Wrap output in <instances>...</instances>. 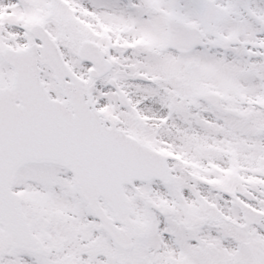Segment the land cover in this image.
I'll return each instance as SVG.
<instances>
[{
  "label": "snow or ice",
  "instance_id": "snow-or-ice-1",
  "mask_svg": "<svg viewBox=\"0 0 264 264\" xmlns=\"http://www.w3.org/2000/svg\"><path fill=\"white\" fill-rule=\"evenodd\" d=\"M0 264H264V0H0Z\"/></svg>",
  "mask_w": 264,
  "mask_h": 264
}]
</instances>
